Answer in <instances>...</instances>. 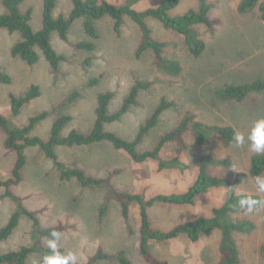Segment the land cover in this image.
Segmentation results:
<instances>
[{"label":"rangeland","instance_id":"obj_1","mask_svg":"<svg viewBox=\"0 0 264 264\" xmlns=\"http://www.w3.org/2000/svg\"><path fill=\"white\" fill-rule=\"evenodd\" d=\"M111 4H123L128 0H106ZM214 8L210 19H219L222 24L210 31L204 25L196 26L206 43V50L199 58H194L185 45L182 36L167 30L154 19L146 21L153 31V37L172 42L164 55L178 59L183 67L180 76L164 73L154 62L151 51L137 58V48L141 42L139 27L125 17L120 32L114 21L105 17L95 22L99 38L94 40L92 51L78 50L75 44L91 42L93 39L84 31V18L76 20L69 31L68 41H63L57 32L51 34V45L66 60L58 72H54L40 50L38 61L29 65L12 54V48L21 41L18 32L0 30V71L12 78L10 84L0 83V114L8 118L14 126L28 124L30 118L47 112L48 116L32 132V136L48 140L55 120L60 115H71L73 120L63 129L65 137L72 130L89 134L95 122L98 96L111 92L114 97L109 112L116 113L123 105L136 81L150 82L148 89L142 90L138 103L116 121L105 126L106 131L134 140L140 126L150 117L156 107L166 99L173 107L160 117L158 125L138 146L139 151L153 149L160 137L173 130L187 113L196 120L209 125L231 126L245 136V144L225 148L219 141L210 146H198L193 136L184 137L188 149L176 143L169 144L161 156L163 159L179 158L190 168L184 172L178 169L159 171L158 162L149 160L142 164L133 162L122 151L115 150L107 142L84 147H56L59 160L68 166L83 169L88 176L109 178L111 185L120 192L142 193L147 198L158 194L185 193L194 183L199 172V159L212 155L218 159L230 158L233 166L214 165L208 167L212 176L229 180L238 194H264L257 190L254 178L236 182L239 173H249L251 159L258 155L249 150L247 136L255 121L264 118V91L253 92L243 102L221 101L215 91L230 84H244L256 79H264V21L259 10L239 14V0H209ZM162 0H140L132 2L138 12L158 7ZM32 9L31 26L34 31L43 28V0H24L22 12ZM73 8L71 0H58L53 17L68 18ZM199 8V0H181L170 11L177 17L191 9ZM0 13L7 9L0 0ZM97 83L91 85V81ZM41 88V96L24 106L21 114L12 118L11 95H24L31 85ZM78 93V98L64 105L65 100ZM6 133L0 128V181L13 177L17 152L6 148ZM27 164L22 171L23 181L9 187L19 197L23 205L34 212L43 228L64 226L56 249H62L76 257L75 264H85L102 249L115 256L120 252L132 264H148L140 253V207L131 206L129 220L122 215L120 204L110 200L107 211L101 216V207L107 201L106 189L83 187L75 179H60L56 164L46 158L39 147L25 151ZM261 176H264L261 175ZM229 187V188H230ZM228 187L210 189L199 195L193 205L157 204L150 209V218L155 229L170 231L175 226L200 216L211 217L212 210L221 206ZM8 188L0 186V228L7 224L16 206L5 197ZM234 219H250L257 225L250 235L235 233L234 238L240 250L242 264H264L261 248L264 245V206L248 213L233 215ZM35 239L32 223L25 217L19 227L6 241L0 243V255L16 251L22 246H32ZM50 238H41V244L49 247ZM222 234L215 230L210 236H202L192 242L185 235L166 242H152V254L169 264H219ZM39 254L29 257L26 264H36ZM99 264H119L115 260L100 261Z\"/></svg>","mask_w":264,"mask_h":264},{"label":"trees","instance_id":"obj_2","mask_svg":"<svg viewBox=\"0 0 264 264\" xmlns=\"http://www.w3.org/2000/svg\"><path fill=\"white\" fill-rule=\"evenodd\" d=\"M58 0H43V28L40 31H34L31 26L32 9L24 12L20 9L24 0H3V5L7 13H0V30L6 29L11 33L18 32L21 35V41L12 48V54L26 61L29 65L37 63L41 51L44 58L49 63L54 72H58L62 62L66 60L65 56L59 55L51 45V34L57 32L63 41H68V34L72 24L84 18V31L93 41L79 42L75 44L78 50L92 51L95 49L94 40L99 38L95 22L105 17L114 21V27L120 32L124 18L129 17L141 31V42L137 48L136 57L141 58L147 52L151 51L154 55L155 65L164 73L173 77H178L183 71L181 62L178 59L169 58L164 55V51L172 42L161 41L153 37V31L147 23L151 18L159 21L167 30L183 37L188 52L194 57L199 58L206 50V43L201 38L196 29L198 25H204L210 31H215L216 27L222 22L219 19H210L209 14L214 5L209 0H199V8L191 9L183 15L172 17L170 11L176 8L181 0H162L158 7L150 8L138 12L132 8V2L140 0H128L123 4H111L106 0H71L73 4L72 11L68 18L60 16L53 17V11ZM254 9L259 10L260 18L264 21V0H239V14H247ZM12 78L10 75L0 71V83L10 84ZM97 79L91 81V85L96 84ZM150 82L136 81L132 86L129 95L125 98L122 107L116 113L109 112L110 103L114 97L111 92L101 93L98 96L95 110V122L89 134H84L78 130H72L68 136L62 137L63 129L73 118L71 115H60L54 122L48 140L32 136L33 130L44 119L48 113L42 112L30 118L28 124L22 127L14 126L11 121L0 114V128L6 133V148L17 152V160L13 170V177L8 181H0V186L8 188L5 197L14 202L16 209L11 215L6 225L0 228V243L8 240L16 229L19 227L20 219L27 218L32 223L36 242L32 246H22L16 251H11L0 255V264H26L29 257L33 254H39L41 258L36 264H43L46 256L54 254L50 247L41 244V238H52V232L62 233L64 226L54 228H43L36 214L28 210L22 203L21 199L15 196L9 187L18 185L23 181L22 171L27 164L25 151L30 147H39L46 158L52 160L59 171L60 179L71 181L75 179L83 187L102 188L108 193L107 201L101 207V216L107 211V203L110 200L117 201L120 204L121 212L126 221L129 220L131 206L138 204L140 207V253L142 258L148 264H169L156 258L151 252L152 242H166L185 235L192 242H197L202 236H210L215 230H220L222 241L220 245L219 264H242L240 250L234 238V234L250 235L257 225L250 219H234L233 215L245 211L239 205L241 197L251 196L262 199L257 194H238L231 182L226 179L212 176L208 173V167L220 165L225 167L233 166L230 158L218 159L212 155H203L199 159V172L196 180L185 193L158 194L147 198L142 193H130L117 191L110 182L109 178H95L88 176L83 169L68 166L59 160L55 151L56 147L64 146L84 147L107 142L118 151L127 154L130 159L142 164L149 160L158 162L159 171L178 169L184 172L190 168L179 158L163 159L161 154L169 145L176 143L183 149H188L184 137L193 136L198 146H210L214 141H219L225 148L235 145L234 136L236 130L231 126L209 125L196 120L192 113H187L180 123L171 131L163 134L156 146L151 150L139 151L138 146L147 137L150 132L158 125L160 117L164 112L173 107L166 99H162L150 117L140 126L134 140H128L119 136L115 132L105 130L107 124L120 121L122 117L130 110L132 106L137 105L138 97L142 90L150 87ZM264 91V79H256L244 84H230L215 91V97L221 101L243 102L248 95L253 92ZM41 96V88L38 85H31L24 95L17 97L11 95V116L16 118L21 114L25 105L33 102ZM78 93L69 96L66 104L73 103L78 98ZM264 174V155H255L251 159V169L249 173H239L236 176V182H244L249 178H255ZM230 187L224 203L212 210V216H200L195 220L175 226L170 231L155 229L150 218V209L157 204L173 205H193L196 198L208 192L213 188ZM259 208V207H257ZM56 252L64 255L62 249H56ZM264 256V245L261 248ZM115 260L119 264H132L131 260L120 252L115 256L105 253L99 249L85 264H99L104 260Z\"/></svg>","mask_w":264,"mask_h":264},{"label":"clouds","instance_id":"obj_3","mask_svg":"<svg viewBox=\"0 0 264 264\" xmlns=\"http://www.w3.org/2000/svg\"><path fill=\"white\" fill-rule=\"evenodd\" d=\"M234 140L236 146H243L245 144V136L243 134H235ZM247 141L251 152L258 155H264V118L255 121L250 133L247 136ZM254 179L258 192L264 194V176H257ZM239 205L248 213H251L257 207L264 206V199L245 196L240 198ZM61 235L62 234L58 231L52 232V238L48 241V244L54 254L46 256L43 260V264H75L76 257L74 254L69 253L65 256L56 252Z\"/></svg>","mask_w":264,"mask_h":264}]
</instances>
